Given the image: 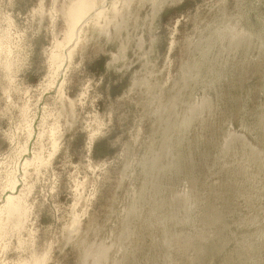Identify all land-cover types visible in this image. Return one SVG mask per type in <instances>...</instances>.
Returning a JSON list of instances; mask_svg holds the SVG:
<instances>
[{"label": "rangeland", "instance_id": "374dc122", "mask_svg": "<svg viewBox=\"0 0 264 264\" xmlns=\"http://www.w3.org/2000/svg\"><path fill=\"white\" fill-rule=\"evenodd\" d=\"M88 1L0 0V264H264V0Z\"/></svg>", "mask_w": 264, "mask_h": 264}, {"label": "bare ground", "instance_id": "6f19581e", "mask_svg": "<svg viewBox=\"0 0 264 264\" xmlns=\"http://www.w3.org/2000/svg\"><path fill=\"white\" fill-rule=\"evenodd\" d=\"M88 5H92L93 6L92 10L95 11V8L97 7L96 3H92L88 0H82V2L77 3L75 5V7L72 8V11L70 12V14H71L70 18H68V24H69V29H70L69 32L71 31L70 35H69V42H68L69 47H70V45L72 46V44H74V42H75L74 40L76 39L75 37L78 38L79 33L81 32V30L84 27V24L89 20V17L92 14V12L89 11V9H91V7ZM100 16H101V14H100V12H98L97 17H100ZM16 183H17L16 180L12 181L11 185H12L13 189H15ZM11 192H13V191H11ZM16 196H18V195H16ZM5 207H6L7 212L11 215H14V214L20 215L21 212L23 211L21 208L22 206H21L18 198L12 194H10L7 197Z\"/></svg>", "mask_w": 264, "mask_h": 264}]
</instances>
